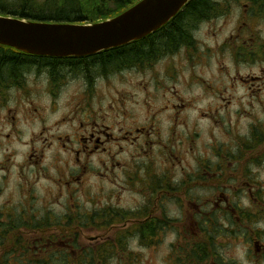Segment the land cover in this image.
Here are the masks:
<instances>
[{
  "label": "rangeland",
  "instance_id": "obj_1",
  "mask_svg": "<svg viewBox=\"0 0 264 264\" xmlns=\"http://www.w3.org/2000/svg\"><path fill=\"white\" fill-rule=\"evenodd\" d=\"M249 1L241 0L242 3ZM242 3H227L226 10L229 4L231 9L228 15L211 25L202 24L198 28L195 36L199 40L196 44L205 52L201 58L191 60L189 56L193 51H189L187 59L186 53L185 58L166 59L178 67L177 76L173 80L161 76L158 89L149 86L150 92L147 93L145 103L136 80L141 82L143 78L147 81L145 85H150L151 73L134 78L129 75L132 79L129 82L112 83L120 94H125L123 98L131 100L127 103L141 121H145L146 111H150L151 115L156 114L153 123L155 129L160 130V136L155 135L156 140L144 145L142 149L137 146L141 151L134 147L128 152L124 173L119 172L109 179L97 178V175H92L91 179L88 175L80 176L81 184H89L84 187L72 186L71 189L64 185L63 193L59 194L47 178H39L35 180L37 184H31L34 177L28 172L38 171V166L23 167L24 160L17 166L14 176L10 166L11 156H4L0 163V264H30L36 260H44L47 264H80L85 259H91L93 264H241L237 258V250L241 248L247 264L264 262L256 258L252 251V240L261 239L264 242L263 215L254 214L257 209L264 211V158L261 163H257L264 156V18L254 22L252 33L250 30L245 34L241 31L240 36H244L239 38L238 31L246 26L239 22L245 19L242 18ZM202 32H206V37H199ZM251 37L255 38V46L250 44ZM223 40L230 44L213 55L211 46L215 47L217 41ZM246 45L252 47L247 53L243 49ZM209 47L211 50H208ZM165 66L156 67L157 70L168 69ZM248 76H252V82L256 81V76L260 80L252 87L251 81L250 85L239 79H249ZM197 88L203 95L190 99L192 103L188 108L180 112L178 118L175 116V120L168 121L170 114L176 115L170 109L174 102L171 91H176L185 101H189L183 93L196 92ZM109 91L114 96L122 97L111 89ZM218 91L222 93L218 94ZM209 97L212 103L208 105V110H200L198 117H194L189 124L186 111L194 107L198 99ZM120 105L124 107L125 103ZM55 118L49 117L47 125L39 132L45 135L44 129L52 128L50 133L58 131L62 139L68 141L73 127L64 120L57 123ZM200 120H208L210 123L201 125ZM61 121L63 124L59 125ZM190 135L192 139L188 140ZM11 140L12 137L6 140L0 134V151ZM218 147L223 148L224 153L223 183L216 187L214 183L208 182L202 190L194 187V191H191L192 202L198 205L204 203L211 213L210 229L211 222L218 224L214 227V233L212 229L208 232L209 242L206 244L207 248L214 246L216 257H204L203 252H196L198 247L196 251L193 249V241H199V235L203 233L195 237L197 232L190 236L192 232L185 230V205L189 200L172 188L168 190L163 202L168 216L176 220L178 230L155 232L146 227L143 229L144 240L134 232L124 236L126 230L138 228L139 224L150 217L147 216L150 212L155 211L163 218L161 200L158 199L155 205L158 195L157 177L166 182L178 181L173 176L177 175L180 180L179 173L185 172L197 178L200 161L206 159L209 165L214 164ZM67 152L54 147L48 150L49 163L44 164L45 155L41 162L42 168L46 167L52 173H61L64 181L68 180L73 166L69 164L68 157L71 154ZM96 164L98 162H95L94 167ZM60 165L63 166L61 171ZM212 174L205 173L204 177L209 180ZM182 177L184 181L186 177ZM172 183L177 185V182ZM31 187L32 195L35 196L34 192L37 191L38 197L32 199L28 196ZM172 196L176 199L175 203L168 200ZM110 206L114 210L119 209V212L108 215ZM144 207L148 210L142 214ZM127 210L132 211V214L139 213V216L125 215ZM226 215L230 223L226 221ZM235 224L239 231L233 236L230 226ZM252 226L258 227L257 231L261 232L252 233ZM60 242L64 243L65 250Z\"/></svg>",
  "mask_w": 264,
  "mask_h": 264
},
{
  "label": "flooded vegetation",
  "instance_id": "obj_2",
  "mask_svg": "<svg viewBox=\"0 0 264 264\" xmlns=\"http://www.w3.org/2000/svg\"><path fill=\"white\" fill-rule=\"evenodd\" d=\"M213 2L217 3L218 6L222 8L218 14L216 12V14L200 19L191 26L192 30L190 33L186 34L179 42H175L174 46L170 45L169 48L165 47L168 43L162 42L155 37H160L162 39V37H166V35L170 33L165 32V34L164 32L156 31L126 45L83 57L36 56L23 53L10 47H0V109L6 108L7 123L12 125V132H0V134H3L6 140L10 139L13 133L16 132L15 126L20 120H25L30 124L34 122L42 123V126H40L41 129L43 126L47 125V119L51 116L56 117L57 123L60 120H64L65 123L71 124L70 126L73 127V132L69 134L67 138L68 141L66 142L62 139V134H59L58 131L50 133L51 130H53L52 128H49V130L44 129L45 135H41V132L33 134L32 137L25 142L29 145V150L26 153L23 167H27V165L28 167H39L38 171L32 170L28 172L30 176L34 177V180L31 182L32 185L35 183L37 184L38 181L35 180L39 178H47L51 186L55 189L57 188L59 194H62L64 185L70 189L72 186L79 185L84 187L88 185V182L81 184V178L83 176L88 175V178L91 179L92 175H97V178L99 176L103 179H109L119 172L124 173L129 155L128 152L133 150L134 147H136V150H139L137 146H141L142 149L144 145L156 140L154 139L155 135L158 134L160 136V130L157 131L154 127L155 125L153 122L156 120V114L151 115L150 111H146L144 112L145 118L142 117L145 121H141L139 116L137 117L132 106L127 103L131 100L123 98L125 94H120L121 92L114 88L112 83H116L117 81L121 83L129 82L132 80L128 77L129 75L134 78L135 76H144L146 73H151V75L148 74L150 77V85H145L147 81L143 78L140 79L141 82L136 80L139 85V90L144 95L145 100H143V103H145L148 95L147 93L150 92L149 86H152L151 89H156L162 79L161 76L169 77L171 80L175 79L177 76L176 69L178 67L166 60L167 58H169V60L182 57L185 58L186 53L187 59L189 51H193L189 56L191 60L201 58L205 55V52L196 44L199 40L195 36L198 28L202 24L211 25V23L217 22L220 18L228 15L231 9L229 8V4L226 10L227 3H242L241 0H213ZM242 5L241 10L242 13H244L242 18L244 17L245 19L239 22L244 23L246 26L238 31V37L241 31L243 34L247 33L248 30L252 33V25L254 22L264 18V2L262 0H250L249 2L242 3ZM239 16L241 17V15ZM197 35L199 36V33H197ZM243 36L244 35H241L239 38H243ZM199 37H206V32H202ZM167 39L170 38L168 37ZM252 40H254L253 43ZM252 40L250 44L251 46H255V38H252ZM154 44H157V46L154 47ZM161 44L165 46H161ZM227 44L230 43L225 40L222 42L217 41L215 47L211 46V48H213L212 54L217 55ZM234 44L240 49L237 43ZM145 45H147L146 47L148 48L144 50L145 52L141 53V50L144 48L140 47ZM211 48L209 47L208 50H211ZM243 49L245 53H247L252 50V47L248 48L246 45ZM208 50L207 52H211ZM129 53L135 56H132V58L127 57ZM118 56H126V59L116 63L114 60L118 59L116 58ZM156 66H165L168 69L163 68L157 70L158 68ZM248 77L249 79H239L243 81L244 84H250L252 82V76ZM256 77L260 78L258 76ZM257 78L256 81L252 82V87L255 83L259 82L260 79ZM249 81L251 82L249 83ZM163 83H166V81ZM110 89L112 92L122 97L119 98L118 96H114L110 93ZM171 92V97L174 102L171 103L170 109L174 110L176 115L173 113L170 114L168 116V121L172 119L175 120V116L178 118L181 114L180 112L186 110L188 105L192 103L190 99L189 101H185L176 91ZM219 93L222 92L218 91V94ZM9 103L14 104L15 107H7ZM120 103H125V106L123 107ZM158 113V115H160V112ZM62 124L63 121L59 123V125ZM82 131L83 133H81ZM153 135L154 137H152ZM190 139H192V135L188 137V140ZM37 145H39V147H37ZM74 145H76V147H73ZM53 147L54 149L68 151L71 154H69L70 158L68 157V159L69 164L73 167L69 172L71 176L68 180L64 181L61 173H54L53 175L46 167L44 169L42 168L43 164H41V162L45 153ZM215 151L214 164L209 165V160L206 159H203V162L200 161L197 178H193L192 175H186L185 172L179 173L180 180L177 175L173 176V179L178 181L171 180L166 182L163 178L157 177L158 195L155 198V205L158 204V199H160V205L163 206L162 213H160L163 218L161 219L155 211H153V213L150 212L147 216L149 215L151 220L150 217L146 216L147 218L144 221H140L152 223V225H146L147 223L144 224L142 222L138 225V228L132 229L128 227L130 230H126L127 234H124V236L128 234L131 235L133 232H139L142 234H136L137 237L144 240L143 229L146 227H150L148 230H153L155 232L159 230H178L175 225L176 220L168 216L167 207H165V203L163 202V198L169 192L168 190L172 188V190L178 191L183 197L189 200L185 205V211L187 213L185 230L187 232H192L190 236L194 235V232H197L195 237H197L199 233H203L199 235L201 238L199 241H193V249L196 251L195 248L198 247L196 252H203L204 257L209 258L210 255L216 257L214 246H212L213 249L212 247H208L211 250L210 252L206 244L209 242L208 232L212 229L214 233L216 231L214 227L218 224L214 221L211 222L210 229L209 214L211 213H209L208 209L204 206V203L200 202L199 205L194 204L192 202L193 196L191 195V191H194V187L202 190L204 186L208 185V182L214 183L216 187H218V184L223 183V148L218 147ZM73 154L76 155L75 159L73 158ZM93 156L97 158L96 162H98L100 168L96 165V167H94L95 163L92 160ZM130 156L133 157L134 155ZM263 158L264 156L260 158L257 163H261ZM204 161L206 163H204ZM172 165L173 164H171V166ZM61 170H63L62 165H60V171ZM205 173L206 175L209 173L213 174L210 176L209 180H206L204 177ZM80 176L82 177L80 178ZM182 176L186 177L184 181ZM172 182H177L175 184L181 186L173 185ZM211 188L212 187H210V189ZM74 191L76 192V189H74ZM32 192L33 188L31 187L30 191L27 192L30 198L33 199L38 197L37 191L34 192L35 196L32 195ZM166 198L167 197L164 199ZM168 200L175 203L176 199L172 196L168 198ZM179 207L181 211H183L181 205ZM109 209V212L107 211L108 215L119 212V209L114 210L112 206H110ZM146 210H148L147 207H144L142 214ZM255 211L254 214L263 215L264 220V211L258 209ZM130 214L139 216V213L132 214V211L125 213V215ZM227 215L225 217L226 221L230 223V218ZM252 218H254V216H252ZM253 224L254 223H252V225ZM230 227L232 229L231 234L233 236L236 235L239 231L238 225L235 224ZM205 228L207 229L205 230ZM257 230L258 227L252 226V233L261 232ZM262 233L264 234L263 231ZM259 237L261 238L262 235H259ZM59 244L62 246V249L65 250L64 243L60 242ZM252 251L256 258L264 260V242L261 241V239L252 240ZM254 261L256 263V260ZM262 264H264V262Z\"/></svg>",
  "mask_w": 264,
  "mask_h": 264
},
{
  "label": "water",
  "instance_id": "obj_3",
  "mask_svg": "<svg viewBox=\"0 0 264 264\" xmlns=\"http://www.w3.org/2000/svg\"><path fill=\"white\" fill-rule=\"evenodd\" d=\"M190 0H139L99 22H38L0 15V45L26 54L83 57L142 39L167 24Z\"/></svg>",
  "mask_w": 264,
  "mask_h": 264
},
{
  "label": "trees",
  "instance_id": "obj_4",
  "mask_svg": "<svg viewBox=\"0 0 264 264\" xmlns=\"http://www.w3.org/2000/svg\"><path fill=\"white\" fill-rule=\"evenodd\" d=\"M138 1L139 0H43L40 2L39 0H0V15L13 16L38 22L88 24L112 18L130 8ZM262 1L264 2V0ZM221 9L222 8L218 6L217 3L213 2V0H190L166 25L156 31L170 34L166 35V37H162V39L160 37L155 38L168 43L166 46L162 44L161 46L168 48L170 45L174 46L175 42H179L186 34L190 33L192 30L191 26L202 18L209 17L216 14V12L218 14ZM168 37L170 39H167ZM146 46L147 45L140 47L144 48L141 50V53L145 52L144 50L148 48ZM155 46H157V44H154V47ZM130 54L131 53H129L127 57L132 58V56H135ZM116 58L118 59L114 60V62L117 63L125 60L126 56H118ZM39 224L41 225L40 222ZM134 234L140 235L142 233L134 232ZM32 262L30 264L48 263L44 260ZM80 264H93V262L91 259L90 261L85 259Z\"/></svg>",
  "mask_w": 264,
  "mask_h": 264
},
{
  "label": "clouds",
  "instance_id": "obj_5",
  "mask_svg": "<svg viewBox=\"0 0 264 264\" xmlns=\"http://www.w3.org/2000/svg\"><path fill=\"white\" fill-rule=\"evenodd\" d=\"M183 94L187 99H193L194 97H199L203 95L202 91L199 88H197L196 92L185 91ZM239 94L240 93H238V95ZM210 103H212L211 97L202 100L198 99L194 104V107L189 108L185 113V115L188 116L189 124L192 123V119L194 117H198V112L200 110L207 111L208 105ZM7 107H15V105L9 103ZM0 123L3 124V127L2 129H0V132H12V125L8 124L6 120V108L0 109ZM199 123L201 125H204L209 124L210 122L208 120H200ZM40 126L41 125L39 122H34L30 124L25 120H20V122L17 123L15 126L17 131L13 133L11 142H6L5 149L3 151H0V163L3 162L4 156H11V170L14 176L17 171V166L24 162L26 158V153L29 150V145L25 142H27L33 134L39 132ZM37 147H39V145H37ZM45 155L46 158L44 160V164L47 165L49 163L50 153H46ZM92 160L95 163L97 158L93 156ZM96 166L99 167V164H96ZM237 252V258L241 261V264H247L243 257V249H238Z\"/></svg>",
  "mask_w": 264,
  "mask_h": 264
}]
</instances>
